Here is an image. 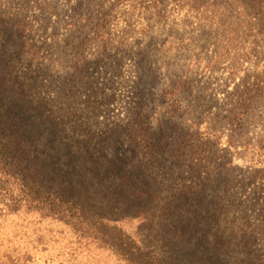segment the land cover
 <instances>
[{
	"label": "rangeland",
	"instance_id": "obj_1",
	"mask_svg": "<svg viewBox=\"0 0 264 264\" xmlns=\"http://www.w3.org/2000/svg\"><path fill=\"white\" fill-rule=\"evenodd\" d=\"M261 17L241 0H0V107L40 153L70 160L88 156L87 145L132 177L139 175L132 118L144 115L153 133L177 141L207 127L226 133L222 116L259 81L237 145L227 149L235 179L247 183L238 211L220 202L221 187L193 201L201 228L221 221L219 232L204 231L209 252L242 257L249 243L264 261V232L247 233L264 225ZM7 201L0 195V264H127L62 221L6 212ZM122 224L132 233L139 221Z\"/></svg>",
	"mask_w": 264,
	"mask_h": 264
},
{
	"label": "trees",
	"instance_id": "obj_2",
	"mask_svg": "<svg viewBox=\"0 0 264 264\" xmlns=\"http://www.w3.org/2000/svg\"><path fill=\"white\" fill-rule=\"evenodd\" d=\"M241 1L264 23V0ZM261 88L256 80L235 97V105L222 116L226 133L207 127L194 140L186 134L177 141L161 129L153 133L144 115L132 118L128 133L138 151L139 171L132 177L118 175L117 161H106L102 149L87 145L88 156L70 160L40 153L31 135L0 107V195L8 199L4 209L37 211L62 221L108 246L127 264H264L248 241L242 257L226 260L209 252V233L204 231L212 225L201 228L204 218L194 211L198 203L193 201L209 186L221 187L220 202L238 211L237 193L247 183L235 179L227 149L236 147ZM223 136L226 147L220 148ZM261 150L264 156V142ZM182 207L187 211L181 216ZM127 219H137L138 229H125L122 223ZM219 220L212 226H219L218 232ZM259 232H264V225L249 229L248 238Z\"/></svg>",
	"mask_w": 264,
	"mask_h": 264
}]
</instances>
